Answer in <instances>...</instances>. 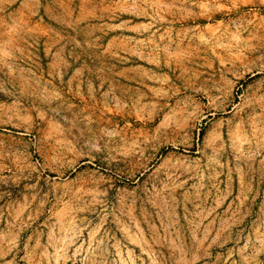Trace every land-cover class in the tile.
I'll use <instances>...</instances> for the list:
<instances>
[{"label": "rangeland", "instance_id": "obj_1", "mask_svg": "<svg viewBox=\"0 0 264 264\" xmlns=\"http://www.w3.org/2000/svg\"><path fill=\"white\" fill-rule=\"evenodd\" d=\"M0 264H264V0H0Z\"/></svg>", "mask_w": 264, "mask_h": 264}, {"label": "bare ground", "instance_id": "obj_2", "mask_svg": "<svg viewBox=\"0 0 264 264\" xmlns=\"http://www.w3.org/2000/svg\"><path fill=\"white\" fill-rule=\"evenodd\" d=\"M154 157V156H153Z\"/></svg>", "mask_w": 264, "mask_h": 264}]
</instances>
